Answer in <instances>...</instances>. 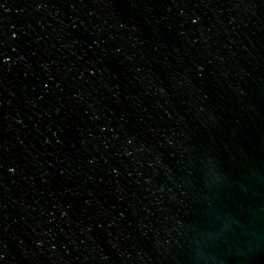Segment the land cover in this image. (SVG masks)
I'll return each mask as SVG.
<instances>
[{
	"label": "water",
	"instance_id": "obj_1",
	"mask_svg": "<svg viewBox=\"0 0 264 264\" xmlns=\"http://www.w3.org/2000/svg\"><path fill=\"white\" fill-rule=\"evenodd\" d=\"M0 264H264V0H0Z\"/></svg>",
	"mask_w": 264,
	"mask_h": 264
}]
</instances>
